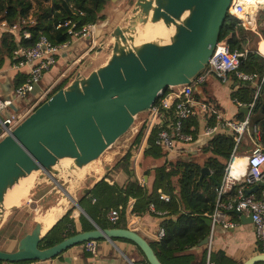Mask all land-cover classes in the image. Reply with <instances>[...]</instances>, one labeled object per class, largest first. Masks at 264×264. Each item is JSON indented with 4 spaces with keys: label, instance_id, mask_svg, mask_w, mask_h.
I'll use <instances>...</instances> for the list:
<instances>
[{
    "label": "water",
    "instance_id": "95a60500",
    "mask_svg": "<svg viewBox=\"0 0 264 264\" xmlns=\"http://www.w3.org/2000/svg\"><path fill=\"white\" fill-rule=\"evenodd\" d=\"M232 0H135L131 14L124 24H116L109 31L111 50L106 61L88 73L78 70L63 87L53 92L35 107L10 134L0 139V220L5 212L4 197L19 179L37 171L39 180L53 182L61 191L58 178H72L75 190L80 178L76 170L91 164L129 131L137 116L148 112L160 92L169 86L190 83L208 63L219 42L221 27L230 12ZM106 17L97 24L96 36L109 25ZM163 24L167 38H154L137 44L138 33L145 35L147 26ZM140 27H143L139 30ZM104 42L100 44V49ZM200 87H195V91ZM244 115L248 108L241 107ZM71 163L63 165L61 160ZM99 174L83 194L102 179ZM64 173V175H62ZM146 173V172H145ZM207 175L203 166L199 182ZM264 188L258 182L246 193ZM73 203L94 225L93 229L66 236L52 246L41 248L43 225L37 221L24 234L14 251L0 249V260L19 262L28 260L52 261L68 248L87 240L106 238L133 242L149 264H162L150 242L137 231L126 227L101 228L73 197ZM16 206L9 207L14 209ZM65 215L61 213L56 222ZM244 222L251 217L240 215ZM55 222V223H56ZM207 225L210 220L205 219ZM208 236L198 243L207 245ZM132 262V261H131ZM264 263V253H256L240 264Z\"/></svg>",
    "mask_w": 264,
    "mask_h": 264
},
{
    "label": "trees",
    "instance_id": "16d2710c",
    "mask_svg": "<svg viewBox=\"0 0 264 264\" xmlns=\"http://www.w3.org/2000/svg\"><path fill=\"white\" fill-rule=\"evenodd\" d=\"M111 2L112 0H0V21L5 20L8 24H12L21 17H30L25 27L30 31L31 37L21 40L20 43L33 45L43 34L51 42L58 44L70 38L68 29L71 24L65 26L63 24L65 21L76 23V27L92 22L99 23L106 18L108 3ZM256 31L245 28L239 18L228 13L220 30L219 42L225 41L230 49L248 48L247 57L240 69L261 74L264 70V56L257 50L256 44L260 39ZM261 33L264 34L263 31ZM254 42L257 43L252 45ZM2 46L6 53L12 55L13 49L17 47L12 33L7 32L4 35ZM63 82L64 80H61L55 85L45 98L66 85ZM239 86L232 93L231 98L240 102H250L255 93V86L251 83ZM196 96L198 98L197 93ZM191 122L195 129L186 130L193 133L197 149L168 157L167 153L155 143L157 130L155 128L147 138V146L142 156V163L149 175L147 184L142 186L135 179H128L119 186L101 179L89 192L83 194L78 202L101 228H126V207L129 199L133 197L135 199L131 210L133 214L147 213L161 218L160 226L164 229V235L158 241L150 242V245L162 264H206L207 257L209 264H240L220 250L216 252L211 250L208 253L206 247L199 252L192 249L197 247L210 232V225L206 224L205 219L213 211L217 197L216 188L222 181L224 168L234 146L235 135L223 131L209 137L198 138L196 132L201 125L196 118H192ZM211 123H214V120ZM249 124L258 125L264 141V92L260 93L255 101ZM145 126L146 123L141 122L135 134V144L140 143ZM148 159L149 163L146 162ZM155 159L164 161L160 162L161 164H154ZM203 166L210 169L212 177L205 175L199 182ZM236 188L237 185L232 186L230 192L224 196L233 195ZM260 190L261 187L255 193H259ZM159 192L169 195V200L160 199ZM83 201H85L84 206ZM151 203L154 204V210L150 208ZM114 207H120L116 223L110 222L106 217V213ZM70 214L71 210H68L51 226L40 242L41 248L52 246L68 235L94 228L93 223L84 214L79 213L76 218L70 217ZM137 249L143 255L140 248ZM23 262L0 260V264Z\"/></svg>",
    "mask_w": 264,
    "mask_h": 264
},
{
    "label": "built area",
    "instance_id": "2783aa9c",
    "mask_svg": "<svg viewBox=\"0 0 264 264\" xmlns=\"http://www.w3.org/2000/svg\"><path fill=\"white\" fill-rule=\"evenodd\" d=\"M251 5L254 9L247 11V7H251ZM229 10V14L239 18L245 28L255 30L258 12L264 13V0H232ZM29 18L21 17L12 24H8L5 20L0 21V25L8 31L19 33L17 47L12 51L13 60L10 69L13 71L24 69L25 72L23 81L14 87L9 97L0 96V139L10 134L16 125L38 105L39 101L47 97L57 82L46 87L36 97L35 101H28L23 106L18 107L19 101L26 99L34 91L43 74L57 63V59L63 51L67 52L74 42L93 38L97 27L95 22L76 27V23L67 20L63 24L66 26L70 23L71 27L68 29L70 38L66 41L55 44L42 34L33 45H24L20 43L21 40L31 37L30 31L25 27ZM262 24L264 25V21ZM60 25L58 24V26ZM248 51L247 48L242 50L230 49L225 41L218 42L208 63L191 79L190 83L169 86L167 90H162L150 110L146 112V118L142 121L146 123L142 141H147L150 132L156 128L155 143L167 153L168 157L197 149L193 133L186 130L187 128L195 129V126L191 124L192 118H196L202 126L196 132L198 138L209 137L223 131L234 133V146L224 168L222 181L216 188L217 197L213 211L208 215L210 220L209 242L206 245L208 253L212 249L211 239L215 228L218 225L225 228L234 226V223L228 219L231 214L251 217L260 251L264 253V188L258 194L255 192L246 193L247 189L264 181V141L258 125L250 126L249 124V117L255 101L258 95L264 92V70L258 74L240 69ZM262 55L264 56V54ZM210 76H214L224 83H227L232 77L240 84L251 83L255 86V93L250 102L233 100L238 107L248 108V112L243 118H224L212 101L194 97L195 87H200ZM212 120L214 123H211ZM247 137L249 143L246 144L250 147L247 152H242V154V145L245 144ZM240 155L244 158L242 164L244 170L236 172L233 164ZM139 183L140 185L145 184L142 179H139ZM235 185L237 188L233 195L224 196ZM159 198L168 201L169 195L159 192ZM119 208H112L106 213L110 222H117ZM150 208L155 209L153 203L150 204ZM163 235L164 229L160 227L156 236L157 240L161 239ZM82 245L86 251L94 253L96 240H87ZM40 262V260H28L22 264H39ZM47 264L53 263L48 262ZM129 264L135 263L129 262ZM140 264L149 263L145 261ZM206 264H209L208 259Z\"/></svg>",
    "mask_w": 264,
    "mask_h": 264
},
{
    "label": "crops",
    "instance_id": "0c3cea01",
    "mask_svg": "<svg viewBox=\"0 0 264 264\" xmlns=\"http://www.w3.org/2000/svg\"><path fill=\"white\" fill-rule=\"evenodd\" d=\"M117 15L114 17H111V15L106 16L110 18L109 25L102 28L98 37L95 33L93 38L90 37L78 42H74L67 52L63 51L62 55L58 57L57 63L50 70L43 74L34 91L29 94L26 99L19 101L17 106L21 107L28 101H35L36 97L46 87L56 82L58 84L61 80L73 76L80 67H82L80 70H82L84 73H88L92 68L104 63L109 55L106 56L105 60L99 62L98 65H94V62H98V60H100L101 55H99L100 50H96L95 54L93 51L96 49L98 39L104 37L108 30L116 25V21L114 22V20L117 19ZM254 27L256 28V26ZM7 32L14 35L17 44L19 40L18 32H10L0 25V96L3 98L9 97L13 92L14 87L21 83L25 76L24 69L21 71H13L10 69L13 55L6 53L2 46L4 35ZM259 42L263 43V45H261L262 49H260ZM259 42L257 43V49L261 54H264V39L261 38ZM74 71L75 73H73ZM239 85L241 84L232 77L229 78L227 83H224L220 82L216 77L210 76L207 78L205 83H203L200 88L195 91L198 94V98L196 93H194V97L205 100L208 99V96H211L214 98V101L212 102L216 105L224 118L241 119L244 116V112L234 103V99L231 98L232 93L240 87ZM141 122L142 121L138 123L139 126ZM245 144L242 145L241 149L243 153L247 152L250 147V145L247 146ZM145 148L146 141H141L138 148L133 150L131 153L132 156L129 162L130 165H127V163H123L121 165L111 164L113 161V155L111 157L107 155L108 152L106 154L104 153L102 157L99 158L98 164L100 166H105V169H107L108 175L104 178L105 181H107L109 184H113V182L116 181L117 184L121 186L124 183L122 176L128 172V177H134L138 183L139 176L142 174L145 180L144 182L147 184L149 182V175L146 171L141 172L140 170L141 157L143 156V151ZM163 159H155V162L153 163L161 164L160 162H163ZM242 161L243 158L240 157V165H238V167H242ZM146 162L149 163V159ZM118 165H120V167ZM92 171L94 172L92 175L94 176L95 180L97 175L95 174L94 170ZM92 171L90 170V172ZM92 200H94V198ZM134 201L135 199L131 197L126 207V227L137 231L149 242L158 241L156 236L158 230L161 227V218L147 213L141 215L133 214L131 210ZM228 219L234 223V226L225 228L222 225H218L215 228L211 239V250L214 252L218 250L223 251L227 257L235 260L237 263H242L250 256L261 252L252 221L244 222V219L242 220L240 215L238 216L236 214L229 215ZM204 247L207 248L206 245H197V247L195 246L192 249H194L196 252H199ZM131 261L135 264H137L136 262L140 264L143 261H146L145 257L139 252L137 246L133 242L122 240L120 238H113V240L101 238L96 240L94 253L86 251L82 243H80L79 245L77 244L68 248L59 256L53 258L50 262L53 264H122L127 262L129 264ZM47 263L48 261H41L39 264Z\"/></svg>",
    "mask_w": 264,
    "mask_h": 264
},
{
    "label": "rangeland",
    "instance_id": "374dc122",
    "mask_svg": "<svg viewBox=\"0 0 264 264\" xmlns=\"http://www.w3.org/2000/svg\"><path fill=\"white\" fill-rule=\"evenodd\" d=\"M134 1L135 0H112L111 3H108L109 11L108 10L106 11L108 12L107 16L111 15V17L112 16L114 17L118 13L117 19L114 20V22L116 21V24H124L126 18L131 14V9L133 7ZM263 21H264V13L262 11H259L257 14L256 28L255 30H253V31L257 30L256 33L258 34L259 39L261 38L264 39V34L261 33L262 31L264 32V25L262 24ZM142 28L143 27H140L139 30ZM153 30H155L154 25L147 26V31H153ZM109 31L110 29L104 35V37H101L100 39H98V44L96 46V49L93 51V53L95 54L96 50H100L99 55L101 56L98 62H94V65H98L99 62H102L103 60H105L106 56L110 54L112 43L110 40ZM144 36L145 35H141L138 33L137 37L135 38V42L137 43V39L144 38ZM102 42H104V45L100 49V44ZM256 43L257 42H254L252 45H255ZM259 45H260V49H262L261 45H263V43L259 42ZM81 68L82 67L78 68L77 71L80 70ZM75 71L73 73H75ZM71 77H67L66 79H64L63 83L67 84L68 82H70ZM51 91H49V93ZM207 98H208L207 100L210 99V101H214V98L211 96H208ZM44 99L40 100L39 104L42 103ZM145 118H146V112L139 114L132 128L129 131H127L123 136H121L111 147H109L104 152L105 154L108 152L107 155L111 157L113 155V161L111 162V164H120V165L123 163L125 164L127 163V165L129 164L130 158L132 156L131 154L132 151L137 149L141 141L143 140L141 139L140 143L138 144H135L136 142L134 141L135 134L138 132V129H139L138 123L140 121H143ZM246 139L247 140L245 141V143H249V138L247 137ZM102 155L100 157H102ZM95 163H96L95 170H97V168L99 167V169L102 168L103 171L105 172V175L102 177V179L107 177L108 174H107V169H105V166L103 165L100 166L98 164L99 158L95 161ZM120 165L118 166L120 167ZM144 167L145 165L142 163V157H141V162H140L141 172H144V171L147 172V170ZM38 174L39 172L37 173V175ZM92 174H94V172L93 171L90 172L89 170V172L85 173V175H83L80 178V181L77 183L76 189L75 190L72 189V195L77 201L82 197L83 189L86 187H89L90 184L94 181V176ZM62 175H64V173ZM128 175H129L128 172L127 174H123L122 178L124 179V182L128 179H134V177H128ZM139 179L144 180V177L142 174H140ZM58 181L61 183V185L64 188L72 186L71 177H68V178L61 177V178H58ZM113 184L118 185L116 181H114ZM63 196L64 195L62 191L53 182H50L46 179L39 180L36 177V181L33 187L30 189L27 199L22 201L14 209L5 208L6 213L4 212L3 217L0 220V249L5 250V251H14L16 249L18 240L24 234L30 232L33 226L35 225V223L38 221L37 217L41 213L48 210L50 207L58 206L59 202L63 200ZM82 205L83 206L85 205V201L82 202ZM68 210H71L70 217H73L74 215L73 218H76V216L79 213H81L79 209H77L73 203L69 204L67 202L63 209V213L64 212L66 213Z\"/></svg>",
    "mask_w": 264,
    "mask_h": 264
},
{
    "label": "bare ground",
    "instance_id": "6f19581e",
    "mask_svg": "<svg viewBox=\"0 0 264 264\" xmlns=\"http://www.w3.org/2000/svg\"><path fill=\"white\" fill-rule=\"evenodd\" d=\"M263 1V0H261ZM253 5L251 7H247V11H252ZM155 30L153 31H147L144 38L137 39V44L143 43L146 41H149L154 38H167L169 35L168 29L163 24H155L154 25ZM240 157L241 155L236 158L233 164L234 171H243V165L242 167H238L240 165ZM243 158V157H242ZM239 159V160H238ZM244 161V158H243ZM242 161V164H243ZM63 165H68L71 163V159L65 158L61 160ZM89 170H94L95 174L98 176V172L91 166V164L87 165L86 167L82 168L81 170H76L74 173H76L78 178H81L85 173L89 172ZM37 171H32L28 176L21 178L18 180V182L9 189L4 197V207L9 208L12 206L19 205L22 201L26 200L29 194L30 189L33 187L36 177H37ZM63 193V200L59 202L58 206H52L45 212L41 213L37 219L38 221L43 225V231L42 233H46L51 226L56 222L58 216L63 212V209L65 207V204L73 198L72 192L70 189H64L62 191ZM29 200V199H28ZM6 213V212H5ZM36 218V217H35Z\"/></svg>",
    "mask_w": 264,
    "mask_h": 264
}]
</instances>
